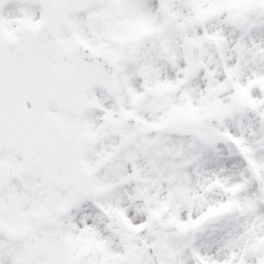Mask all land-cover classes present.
Returning <instances> with one entry per match:
<instances>
[{
  "label": "snow or ice",
  "instance_id": "6c2138e0",
  "mask_svg": "<svg viewBox=\"0 0 264 264\" xmlns=\"http://www.w3.org/2000/svg\"><path fill=\"white\" fill-rule=\"evenodd\" d=\"M0 264H264V0H0Z\"/></svg>",
  "mask_w": 264,
  "mask_h": 264
}]
</instances>
